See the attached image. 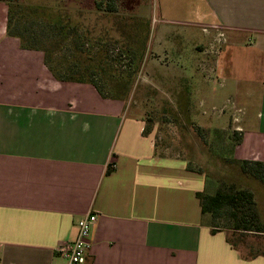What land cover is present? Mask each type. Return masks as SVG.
<instances>
[{
  "label": "crops",
  "instance_id": "1",
  "mask_svg": "<svg viewBox=\"0 0 264 264\" xmlns=\"http://www.w3.org/2000/svg\"><path fill=\"white\" fill-rule=\"evenodd\" d=\"M203 1L232 41L216 96L243 112L234 157L264 162V0ZM4 19L0 13V264H68L58 247L75 241L91 214L98 221L86 264H264V236L213 234L204 224L196 196L204 174L157 154L124 102L56 81L43 55L8 37ZM248 38L257 57H238Z\"/></svg>",
  "mask_w": 264,
  "mask_h": 264
},
{
  "label": "rangeland",
  "instance_id": "2",
  "mask_svg": "<svg viewBox=\"0 0 264 264\" xmlns=\"http://www.w3.org/2000/svg\"><path fill=\"white\" fill-rule=\"evenodd\" d=\"M21 2L55 9L54 11L65 18V22L70 17L73 24H81L82 28L91 29L93 36H98L103 27L101 24L95 25V20L99 19L95 14L79 17L80 14L93 10L94 0ZM203 2L121 0L119 9L135 19L151 22L144 63L125 104L126 115L146 123L148 119L153 120L154 130L151 136L157 145L158 154L162 157L179 158L197 172L204 169L196 160H207L215 153L225 156V149L221 147L231 143V137L237 131L235 125L243 115L232 100L224 102L216 96L217 93L223 94L220 85L225 79L220 61L224 59L222 57L232 41L228 32L212 23ZM0 13L6 18L1 24H6L8 7L5 3H0ZM100 21L104 26L108 24ZM250 40L246 39L245 44L238 49V57H257L253 44L251 45L253 41ZM134 46L137 48V45ZM33 52L44 56L41 51ZM126 64H129L128 60ZM55 67L56 64H53L54 69ZM131 67L134 70L136 63L131 64ZM243 68L240 64V69L237 74L234 71V74L241 75ZM48 69L51 72L49 67ZM52 77L58 81L53 74ZM194 127L207 131L208 147L203 146L202 138ZM259 202L264 215V199L260 198Z\"/></svg>",
  "mask_w": 264,
  "mask_h": 264
},
{
  "label": "trees",
  "instance_id": "3",
  "mask_svg": "<svg viewBox=\"0 0 264 264\" xmlns=\"http://www.w3.org/2000/svg\"><path fill=\"white\" fill-rule=\"evenodd\" d=\"M0 3L8 7V37L18 39L23 50L43 52L45 64L59 82L91 85L104 99L126 104L144 63L151 22L121 12V0H94L93 10L79 15L84 18L95 14L99 18L95 25L103 27L98 36H93L91 29L73 24L70 17L65 22L55 9L26 5L21 0H0ZM100 20L108 24L104 26ZM133 63H136L134 70ZM194 128L202 138V145L208 147L207 131ZM153 130L154 121L148 119L144 137L151 136ZM242 140V134L236 131L230 144L220 146L225 149V156L215 153L207 160H196L204 169L199 173L206 177L204 191L196 196L203 222L213 234L225 230L232 236H264V218L258 201L261 195L258 189L264 192V162L237 160L234 151ZM155 150L158 154L156 144ZM187 169L197 172L190 165ZM114 171L109 167L106 175ZM247 185H254L255 190Z\"/></svg>",
  "mask_w": 264,
  "mask_h": 264
},
{
  "label": "built area",
  "instance_id": "4",
  "mask_svg": "<svg viewBox=\"0 0 264 264\" xmlns=\"http://www.w3.org/2000/svg\"><path fill=\"white\" fill-rule=\"evenodd\" d=\"M98 216L91 214L78 223V236L75 241L65 242L58 247V252L68 264H86L92 248L91 234L97 224Z\"/></svg>",
  "mask_w": 264,
  "mask_h": 264
}]
</instances>
